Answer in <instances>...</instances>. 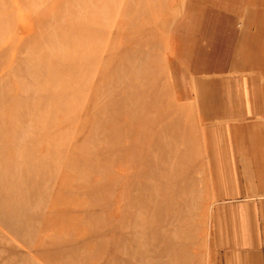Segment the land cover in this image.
<instances>
[{
	"label": "rangeland",
	"instance_id": "374dc122",
	"mask_svg": "<svg viewBox=\"0 0 264 264\" xmlns=\"http://www.w3.org/2000/svg\"><path fill=\"white\" fill-rule=\"evenodd\" d=\"M262 30L264 0H0V264H214L204 128Z\"/></svg>",
	"mask_w": 264,
	"mask_h": 264
},
{
	"label": "crops",
	"instance_id": "0c3cea01",
	"mask_svg": "<svg viewBox=\"0 0 264 264\" xmlns=\"http://www.w3.org/2000/svg\"><path fill=\"white\" fill-rule=\"evenodd\" d=\"M261 34L256 59L246 57L240 69L215 78L223 94L216 92L218 103L204 128L215 190L214 264H264V30Z\"/></svg>",
	"mask_w": 264,
	"mask_h": 264
}]
</instances>
